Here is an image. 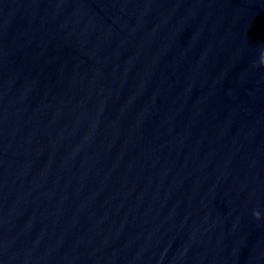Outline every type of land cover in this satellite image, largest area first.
Returning a JSON list of instances; mask_svg holds the SVG:
<instances>
[{"label": "water", "instance_id": "obj_1", "mask_svg": "<svg viewBox=\"0 0 264 264\" xmlns=\"http://www.w3.org/2000/svg\"><path fill=\"white\" fill-rule=\"evenodd\" d=\"M0 264H264V0H0Z\"/></svg>", "mask_w": 264, "mask_h": 264}]
</instances>
